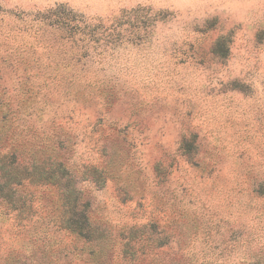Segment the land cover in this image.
<instances>
[{
	"label": "rangeland",
	"instance_id": "obj_1",
	"mask_svg": "<svg viewBox=\"0 0 264 264\" xmlns=\"http://www.w3.org/2000/svg\"><path fill=\"white\" fill-rule=\"evenodd\" d=\"M3 155L77 193L0 190V264H264V0H0Z\"/></svg>",
	"mask_w": 264,
	"mask_h": 264
},
{
	"label": "trees",
	"instance_id": "obj_2",
	"mask_svg": "<svg viewBox=\"0 0 264 264\" xmlns=\"http://www.w3.org/2000/svg\"><path fill=\"white\" fill-rule=\"evenodd\" d=\"M71 22H77L75 15H72ZM5 157H7V155H3V157L0 158V161H4L3 158ZM18 164L19 165L16 166L11 165L8 168L6 161H4V164L0 165L2 178L5 179V182L2 185L0 184L1 192L5 187L11 188L12 185H19L26 181L32 183H51L62 186L64 185V182H66L68 187L64 192V198L67 202H71V195L73 193H77L75 186L72 185L71 188V176L68 177V170L66 169L65 164L61 161L56 164L57 167L55 169L46 171L42 165L32 164L30 166H22L20 163ZM76 221V223L74 222L71 225V229L75 232H78L82 229V226L78 224L80 222L79 220Z\"/></svg>",
	"mask_w": 264,
	"mask_h": 264
}]
</instances>
